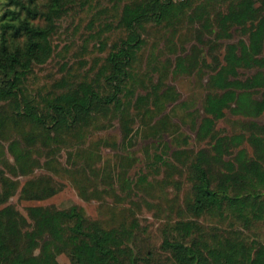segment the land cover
Here are the masks:
<instances>
[{
	"label": "trees",
	"instance_id": "16d2710c",
	"mask_svg": "<svg viewBox=\"0 0 264 264\" xmlns=\"http://www.w3.org/2000/svg\"><path fill=\"white\" fill-rule=\"evenodd\" d=\"M88 2L0 0V264H60V254L70 264H264V241L248 232L264 225V0H114L115 23L105 25L118 26L122 35L102 43L108 50L92 73L80 79L62 75L48 89L31 86L34 68L53 57L58 19ZM150 26L174 33L193 27V53L178 56L173 71L196 72L204 82L200 111H189L196 149L188 148L190 137L179 128L166 140L164 124L152 123L179 94L155 68L144 84L137 78ZM154 72L157 82L147 75ZM227 112L247 120L220 132L215 125ZM138 119L148 120L159 137L152 164L185 173L188 183L183 208L160 227L157 243L127 216L106 223L73 202L28 204L25 213L9 202L16 192L21 200L40 202L61 190L44 175L16 179L41 164L38 147L49 151L60 144L70 148L67 161L81 178L105 183L107 192L130 200L145 189V174L133 181L98 153L92 151L93 158L84 148H72L111 120L121 125L123 142L130 140Z\"/></svg>",
	"mask_w": 264,
	"mask_h": 264
},
{
	"label": "rangeland",
	"instance_id": "374dc122",
	"mask_svg": "<svg viewBox=\"0 0 264 264\" xmlns=\"http://www.w3.org/2000/svg\"><path fill=\"white\" fill-rule=\"evenodd\" d=\"M113 10H115L114 0H89L83 8L75 7L58 19L57 28L51 36L54 47L53 57L34 68L29 77V84L33 87L48 89L51 83L61 78L62 75L69 79H80L84 75H90L92 67L101 62L108 50V47L101 48L102 43L110 45L122 35L118 26L105 25L108 22L114 25L116 12ZM193 32L192 26H184L176 33L171 29L150 26L146 34V47L136 64V74L144 84L147 77L146 72L152 68L161 71L165 83L172 86L173 90L179 94V98L164 104L161 107L164 109H161L162 111L152 119V123L156 122L157 127L164 124L166 131L164 139L166 140H169L170 133L179 128L190 137L188 148L196 149L199 144L196 141L194 129L190 127L189 111L194 109L200 111L205 91L204 82L199 77L200 74L196 72L189 74L173 71L178 56L193 53L192 47L195 43ZM237 37L234 34L233 40ZM207 59L210 61V57L207 56ZM62 63H67L68 68L64 70ZM147 75L153 82H157L159 73L154 72ZM138 90L144 92L142 88ZM161 117L164 119L159 122ZM242 120H247V118L233 116L227 112L224 119L217 121L215 128L220 132H231L238 128ZM260 120L264 121V117ZM100 125V128H96L81 142L77 141L72 150L75 152L76 147L79 146L86 150L87 155L92 154L93 158L95 154L92 151L98 153L103 163L110 164L120 173L127 172V176L133 181L139 174H145L147 177L145 189L137 190L136 195L130 200H124L115 192H107L110 189L108 185H104L105 183L96 186L94 181L81 178L82 174L72 164V160L67 161V152L70 148L67 149V146L63 144L54 146L53 143L54 147L49 151L44 146L38 147L42 154L39 162L41 164L35 167L33 172L25 176L19 175L16 179L23 183L29 178L44 175L59 183L61 190L40 202L21 200L18 197L19 193L16 192L9 202L22 213H25V206L28 204L51 203L61 207L73 202L80 205L90 218L100 219L106 223H111V218L119 219L127 216L128 220L135 219L138 222L140 229L144 230L145 237L157 243L160 239V227L168 221L173 222L183 208V197L188 186L185 173L178 175L173 170L167 169L165 164H152V159L149 157L153 156L158 144L154 137H159L156 136L155 129L151 128L148 120L134 121L132 138L125 142L122 140L121 125L117 120L104 121ZM30 128L24 125L23 131L29 132ZM136 133L137 136L134 137ZM41 139L39 138L38 141L40 146L43 145ZM8 142L4 144L7 146ZM152 142L155 143L152 145ZM7 175L10 174L7 173ZM88 188L92 189L90 193H87ZM114 188L117 194L122 193L117 184ZM96 191L97 195L93 196ZM37 227L41 232L44 231L41 224ZM248 232L249 234L255 233L264 241L262 223L255 224ZM57 259L60 264H70L64 254L58 255Z\"/></svg>",
	"mask_w": 264,
	"mask_h": 264
}]
</instances>
